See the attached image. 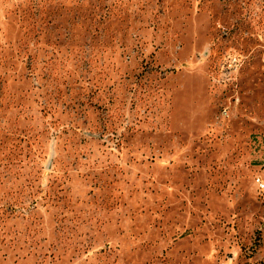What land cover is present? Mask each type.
Returning <instances> with one entry per match:
<instances>
[{
  "label": "rangeland",
  "instance_id": "374dc122",
  "mask_svg": "<svg viewBox=\"0 0 264 264\" xmlns=\"http://www.w3.org/2000/svg\"><path fill=\"white\" fill-rule=\"evenodd\" d=\"M264 0H0V264H264Z\"/></svg>",
  "mask_w": 264,
  "mask_h": 264
},
{
  "label": "built area",
  "instance_id": "2783aa9c",
  "mask_svg": "<svg viewBox=\"0 0 264 264\" xmlns=\"http://www.w3.org/2000/svg\"><path fill=\"white\" fill-rule=\"evenodd\" d=\"M254 182L259 190H264V181L261 178L256 177Z\"/></svg>",
  "mask_w": 264,
  "mask_h": 264
}]
</instances>
